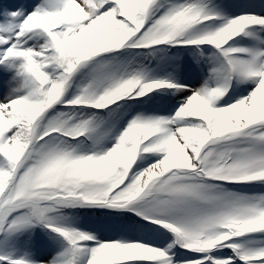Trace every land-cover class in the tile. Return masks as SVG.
<instances>
[{
    "label": "snow or ice",
    "instance_id": "obj_1",
    "mask_svg": "<svg viewBox=\"0 0 264 264\" xmlns=\"http://www.w3.org/2000/svg\"><path fill=\"white\" fill-rule=\"evenodd\" d=\"M0 264H264V0H0Z\"/></svg>",
    "mask_w": 264,
    "mask_h": 264
}]
</instances>
